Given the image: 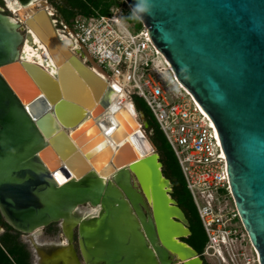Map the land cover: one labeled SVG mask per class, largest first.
<instances>
[{
	"label": "water",
	"instance_id": "water-1",
	"mask_svg": "<svg viewBox=\"0 0 264 264\" xmlns=\"http://www.w3.org/2000/svg\"><path fill=\"white\" fill-rule=\"evenodd\" d=\"M18 1L27 14L25 36L0 11L3 219L30 241L38 264H205L183 241L191 236L189 221L155 146L136 131L138 115L120 107L113 112L117 125L103 129L98 120L114 88L99 73L109 75L59 37L46 2ZM124 1L132 11L136 0ZM151 4L139 21L214 121L235 208L264 264V0ZM32 33L54 76L23 60L20 47L32 43ZM85 207L99 210L82 217ZM53 224L67 241L49 250L33 234Z\"/></svg>",
	"mask_w": 264,
	"mask_h": 264
},
{
	"label": "built area",
	"instance_id": "built-area-1",
	"mask_svg": "<svg viewBox=\"0 0 264 264\" xmlns=\"http://www.w3.org/2000/svg\"><path fill=\"white\" fill-rule=\"evenodd\" d=\"M60 36L72 50H85L109 77L121 79L133 104L134 95L145 101L174 152L207 235L200 254L204 261L260 264L232 199L217 127L174 74L168 79L177 86L172 91L158 80L161 69L156 59L164 57L147 28L134 33L113 11L111 15H79L71 25L62 23Z\"/></svg>",
	"mask_w": 264,
	"mask_h": 264
},
{
	"label": "trees",
	"instance_id": "trees-1",
	"mask_svg": "<svg viewBox=\"0 0 264 264\" xmlns=\"http://www.w3.org/2000/svg\"><path fill=\"white\" fill-rule=\"evenodd\" d=\"M52 1L55 4L57 10L59 8L65 9L67 13V19H61L67 25H71L75 18L79 15L91 16L96 13L100 15H111L114 9H119L120 7L125 6L124 0ZM142 28L143 24L141 23V28L139 31ZM133 102L136 111L144 115L148 123V129L153 132L150 140L160 155L161 162L163 164L164 175L173 184L172 197L177 201L178 206L183 210L189 221L191 236L187 239H183V241L192 246L199 254H201L206 247L208 238L199 218L195 204L186 187L184 177L174 152L169 146L163 132L160 130L145 101L142 98L134 95ZM1 228L4 229V233L0 235V264H32L31 252L27 248V245L22 243L20 240L21 233L15 231L10 225H8L0 213V229Z\"/></svg>",
	"mask_w": 264,
	"mask_h": 264
},
{
	"label": "bare ground",
	"instance_id": "bare-ground-1",
	"mask_svg": "<svg viewBox=\"0 0 264 264\" xmlns=\"http://www.w3.org/2000/svg\"><path fill=\"white\" fill-rule=\"evenodd\" d=\"M34 1L35 0H31L30 4H32ZM6 2H7L9 9H11L15 14H18L19 19H21L23 22H25L27 14H26V12L24 13V15L20 14L21 13L20 9L23 8L21 3L18 2V0H6ZM10 20H11V23H14L17 25V20L15 18H11ZM58 35H59V33H58ZM59 37L61 39H63L60 35H59ZM20 52H21V55H22L24 61H28L29 63L40 65L48 73H50L53 76L55 75L57 69L53 64V61L49 58V55H48L46 48L40 43V41L36 37V35L33 34L32 43H28L27 41H25L22 44V46L20 47ZM163 63H165L166 65L164 68L160 67L161 72L162 73L169 72L171 74V77L174 74V78L180 84V86L183 87L184 89H186L190 93V91L178 80L177 76L173 72L171 64L168 62V60L165 57L163 59ZM101 74L105 77L104 79L109 81V85H111L114 88V90L111 92L109 108L105 111V113L98 120V124H100L103 127V129H105V130H111L117 125V123L114 119V115H113V112L115 110L119 109L120 107H126L127 109H129V111L131 113H133V115L135 117H137V111L135 109L134 104L128 99V94H127V91L125 89V83L119 78H116V77L107 78L105 74H103V73H101ZM101 74H100V76H101ZM136 131H140V133L145 135V133L143 132V130L141 128L140 122H139V126H138ZM125 140L126 141L130 140V135L127 136L125 138ZM123 141L124 140H122L121 143ZM133 147L137 151L138 157L139 158L143 157L142 154L138 152L136 146L133 145ZM114 148H116V146H114ZM98 210H99L98 207H93V208L85 207V208L80 209V212H81L80 215H82V217H92L98 213ZM42 230L43 229L36 231L33 234V238L37 241L38 244H40L44 248L50 250L55 243H52L50 241H42L41 242L40 241V235L42 233ZM0 232H1V230H0ZM24 237L26 238V236H24ZM36 264H38V263H36Z\"/></svg>",
	"mask_w": 264,
	"mask_h": 264
},
{
	"label": "rangeland",
	"instance_id": "rangeland-1",
	"mask_svg": "<svg viewBox=\"0 0 264 264\" xmlns=\"http://www.w3.org/2000/svg\"><path fill=\"white\" fill-rule=\"evenodd\" d=\"M48 1H49V3L52 2V0H48ZM0 7L1 8H4L3 6H0ZM53 7H55L54 4H53ZM130 10H131L130 7L125 2V6L120 7L119 9H114V12L117 13V14H119V15H121L122 16V21L127 26H129V28L134 33H137L139 31V29L141 28V23H140L139 20L133 19L131 17V12L132 11H130ZM4 14L7 15V16H9V17H11V18H13V16L10 15L8 11H6ZM57 16H59L58 17L59 19H61V18L67 19V13H66L65 9L59 8L58 9V14H56L55 17L57 18ZM156 62L159 65L158 67L164 68L165 65H166L165 63H163L162 58L159 57V56L156 59ZM157 75L158 76H156V77L158 78V80H160L164 84L166 90L172 91L173 90V87H177L176 84H170L168 82V79L171 77V74L169 72L162 73L161 71L160 72L157 71ZM181 93H182L183 96H185L184 91L181 90ZM137 115H138V118H139L141 124L143 125V130H144L145 134L150 138L153 132L148 129V123H147L146 119L145 118L144 119H141V115L142 114H140L138 112H137ZM2 233H4V231H1L0 232V235ZM56 239H58L57 236L55 238H53V240H56ZM20 240H21L22 243H24V244L27 245V248L28 249H32V246H31L30 241L28 239H26L23 235L20 236ZM50 240H51L50 236L46 235L45 230H43L42 233H41V235H40V241L42 242V241H50ZM205 264H217V263L214 262L213 259H207V260L205 259Z\"/></svg>",
	"mask_w": 264,
	"mask_h": 264
},
{
	"label": "flooded vegetation",
	"instance_id": "flooded-vegetation-1",
	"mask_svg": "<svg viewBox=\"0 0 264 264\" xmlns=\"http://www.w3.org/2000/svg\"><path fill=\"white\" fill-rule=\"evenodd\" d=\"M40 1L47 3L50 15H51L52 20H53V23L56 27L57 32L60 35V29L62 28V23H64V21L62 19H59L58 18L59 16H57V18L55 17L56 14H58V10L56 7H53V4H54L53 1L51 3H49L48 0H39L38 2H40ZM18 2H20V1H18ZM0 6L4 7V8L0 7V11H2L3 14L6 11H8L9 14L12 15L13 18H15L17 20V24L19 25V28H20L22 34L25 36L27 30H26V27L24 25V22L21 19H19V15L15 14L11 9H9L7 3H5L3 0H0ZM43 230H45L46 235L50 236V238H51L50 242L55 243L54 245L61 247V246H64L66 244L67 238L63 235L62 230L58 226V224H53L47 228H44ZM56 236L58 237V239L53 240V238H55ZM73 246L77 252L78 257L81 259V261H83L81 254H80V250H79V241H78V236H77L76 231H75L74 238H73ZM29 250H30L31 255H32V264H36L35 263L36 259L33 257L34 252L32 251V249H29Z\"/></svg>",
	"mask_w": 264,
	"mask_h": 264
},
{
	"label": "clouds",
	"instance_id": "clouds-1",
	"mask_svg": "<svg viewBox=\"0 0 264 264\" xmlns=\"http://www.w3.org/2000/svg\"><path fill=\"white\" fill-rule=\"evenodd\" d=\"M152 9L151 0H136L133 6L131 17L136 20L142 19L141 14H150Z\"/></svg>",
	"mask_w": 264,
	"mask_h": 264
}]
</instances>
